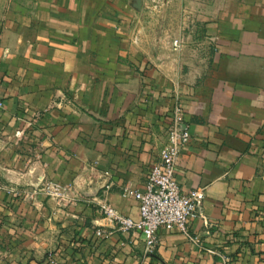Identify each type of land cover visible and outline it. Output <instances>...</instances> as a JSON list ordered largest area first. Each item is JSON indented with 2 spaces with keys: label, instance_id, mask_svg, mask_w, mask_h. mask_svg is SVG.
Here are the masks:
<instances>
[{
  "label": "crops",
  "instance_id": "1",
  "mask_svg": "<svg viewBox=\"0 0 264 264\" xmlns=\"http://www.w3.org/2000/svg\"><path fill=\"white\" fill-rule=\"evenodd\" d=\"M177 102L204 199L148 252L99 204L138 217ZM0 184V264H264V0H0Z\"/></svg>",
  "mask_w": 264,
  "mask_h": 264
},
{
  "label": "built area",
  "instance_id": "2",
  "mask_svg": "<svg viewBox=\"0 0 264 264\" xmlns=\"http://www.w3.org/2000/svg\"><path fill=\"white\" fill-rule=\"evenodd\" d=\"M172 45L176 49L181 45V39H174ZM189 140L190 133L185 125L183 106L179 102L174 103L166 129V142L147 171L143 189L121 186L123 196L137 201L138 217L133 219L122 215L107 201L99 204L104 218L113 222L119 230L140 232L148 252H152L156 245L159 228L177 229L186 233L190 222L199 215L204 190L198 188L184 192L175 178L178 157ZM0 187L3 186L0 184ZM38 190L39 188L32 189L26 195L31 197ZM40 190L59 196L62 188L58 184H46L41 185ZM95 233L101 236L102 230L96 229Z\"/></svg>",
  "mask_w": 264,
  "mask_h": 264
},
{
  "label": "rangeland",
  "instance_id": "3",
  "mask_svg": "<svg viewBox=\"0 0 264 264\" xmlns=\"http://www.w3.org/2000/svg\"><path fill=\"white\" fill-rule=\"evenodd\" d=\"M153 13H154V16H153L154 18H158V16H162V11H161V10L151 11V13L149 14V13L147 12L146 8H145V14H144V15H145L146 17L149 16V15H152ZM186 20H187V19H186ZM144 28H145V29H144L145 31H148V30L151 29V28L153 29V25H152V26L145 25ZM154 28H155V27H154ZM177 38H178V37H177ZM175 39H176V38H175ZM179 39H181V44H182V43L184 42L183 39H182V38H179ZM173 40H174V39H173ZM173 40H172V42H173ZM145 43H146V42H145ZM184 43H185V42H184ZM180 46H181V45H180ZM180 46H179V47H180ZM172 47H173V45H172ZM179 47H177V48H179ZM177 48H176V49H177ZM173 49H174V47H173Z\"/></svg>",
  "mask_w": 264,
  "mask_h": 264
}]
</instances>
